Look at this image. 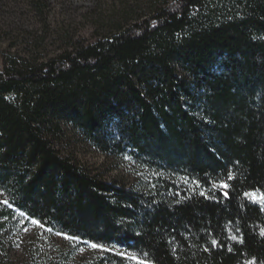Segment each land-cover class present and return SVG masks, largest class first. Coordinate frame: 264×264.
I'll return each mask as SVG.
<instances>
[{
    "label": "trees",
    "instance_id": "trees-1",
    "mask_svg": "<svg viewBox=\"0 0 264 264\" xmlns=\"http://www.w3.org/2000/svg\"><path fill=\"white\" fill-rule=\"evenodd\" d=\"M77 142L126 156L134 182ZM245 193L264 194V0H170L47 60L3 57L0 231L23 212L103 246L80 264H264Z\"/></svg>",
    "mask_w": 264,
    "mask_h": 264
},
{
    "label": "rangeland",
    "instance_id": "rangeland-1",
    "mask_svg": "<svg viewBox=\"0 0 264 264\" xmlns=\"http://www.w3.org/2000/svg\"><path fill=\"white\" fill-rule=\"evenodd\" d=\"M168 1L0 0V69L6 55L44 61L74 44L92 41L118 24L140 21ZM72 151L81 164L107 181L129 186L135 180L136 168L126 156L105 157L78 142ZM3 205L0 194V207ZM3 220L6 225L0 231L1 264L60 259L65 264H80L102 250L93 249L91 243L65 239L18 214L3 216Z\"/></svg>",
    "mask_w": 264,
    "mask_h": 264
},
{
    "label": "snow or ice",
    "instance_id": "snow-or-ice-1",
    "mask_svg": "<svg viewBox=\"0 0 264 264\" xmlns=\"http://www.w3.org/2000/svg\"><path fill=\"white\" fill-rule=\"evenodd\" d=\"M229 179H231V176H229ZM221 186L224 187V188H227L228 187L227 184H224V185H221ZM202 195H203V193H202ZM225 196H227V192H225ZM245 196L249 197L254 202L255 201H258L259 203H261V205H264V194L245 193ZM4 203L7 204L8 202L7 201H4ZM262 210H264V209H262ZM20 215L23 216L24 213L21 212ZM32 223L35 224V225H38L40 227H43V225L40 224V222L37 221V220H32ZM25 230L27 231V229H25ZM48 231H51V229H48ZM60 234L61 233H57V235H60ZM261 235H264V229L261 230ZM232 238L233 239H236V237H232ZM65 239H68V240L71 241V240H76L78 238L77 237H74V236H67L66 235L65 236ZM85 243H87V242H85ZM212 243L215 245L216 241H213ZM90 247H92L93 249H96V248H102L103 246L102 245H98L96 243H92L90 245ZM103 250L107 251V249H103ZM128 258L129 259H137L135 256H129ZM138 264H146V262L141 260V261H138ZM249 264H255V261H249Z\"/></svg>",
    "mask_w": 264,
    "mask_h": 264
}]
</instances>
